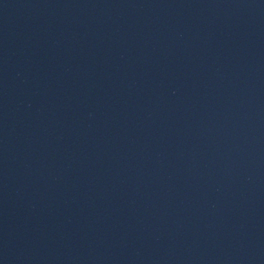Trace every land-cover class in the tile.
<instances>
[{
	"label": "water",
	"instance_id": "95a60500",
	"mask_svg": "<svg viewBox=\"0 0 264 264\" xmlns=\"http://www.w3.org/2000/svg\"><path fill=\"white\" fill-rule=\"evenodd\" d=\"M0 264H264V0H0Z\"/></svg>",
	"mask_w": 264,
	"mask_h": 264
}]
</instances>
